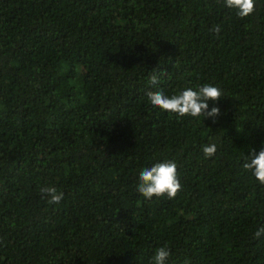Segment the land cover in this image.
<instances>
[{
  "label": "trees",
  "instance_id": "16d2710c",
  "mask_svg": "<svg viewBox=\"0 0 264 264\" xmlns=\"http://www.w3.org/2000/svg\"><path fill=\"white\" fill-rule=\"evenodd\" d=\"M204 84L224 94L215 123L146 95ZM262 147L264 0L246 18L225 0H0V264H152L164 245L167 264H264V185L243 168ZM167 160L182 189L144 198L139 172Z\"/></svg>",
  "mask_w": 264,
  "mask_h": 264
},
{
  "label": "clouds",
  "instance_id": "9594fccd",
  "mask_svg": "<svg viewBox=\"0 0 264 264\" xmlns=\"http://www.w3.org/2000/svg\"><path fill=\"white\" fill-rule=\"evenodd\" d=\"M225 6L229 9H235L240 18H246L252 15L256 10V0H225ZM210 31L217 34L220 33V26H214ZM152 84L159 83L157 76L150 77ZM148 101L154 108L174 113L178 117H192L204 119L211 118L215 123V118L220 115V109L213 106L209 109V101L216 102L224 96L222 90L218 86L212 84H204L193 89L187 87L181 91L166 95L164 91H148L146 93ZM79 146L77 145L70 151L66 159L70 160L73 155L79 154ZM205 158H211L216 154V145L210 144L202 148ZM178 165L174 160L157 162L151 167H145L139 172L138 192L146 199L151 200L153 197L160 198L167 196L168 199H174L178 192L182 189ZM243 168L252 172L256 180L264 185V147L259 153L253 149L246 157ZM40 193L47 199L48 204H60L63 200V192L58 191L53 186H43ZM264 233V227L260 228L256 233V237H260ZM171 252L167 245L156 249L152 257V264H167Z\"/></svg>",
  "mask_w": 264,
  "mask_h": 264
}]
</instances>
